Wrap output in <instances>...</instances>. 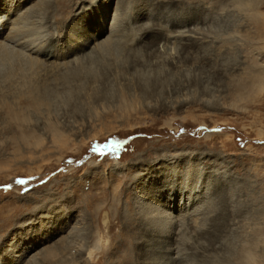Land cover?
I'll list each match as a JSON object with an SVG mask.
<instances>
[{
	"label": "rangeland",
	"instance_id": "1",
	"mask_svg": "<svg viewBox=\"0 0 264 264\" xmlns=\"http://www.w3.org/2000/svg\"><path fill=\"white\" fill-rule=\"evenodd\" d=\"M102 1L30 0L72 53L0 64V264H63L99 237L107 256L87 264H148L165 235L139 212L176 213L162 193L198 214L184 264H264V0ZM101 6L120 31L85 58Z\"/></svg>",
	"mask_w": 264,
	"mask_h": 264
},
{
	"label": "bare ground",
	"instance_id": "2",
	"mask_svg": "<svg viewBox=\"0 0 264 264\" xmlns=\"http://www.w3.org/2000/svg\"><path fill=\"white\" fill-rule=\"evenodd\" d=\"M105 1L108 0H103L101 4L105 5ZM29 2L30 0H0V64L3 63L5 65H9L13 64V62H20L22 60H25L26 63L29 64L32 73H37L45 71L46 68L49 67L48 63L46 62L45 55L50 56L51 58H59L62 56L67 57L68 54L72 52L70 51L64 53L57 50L56 46L52 47L56 44V42L53 41L52 37H47V35L43 32L46 27H52V24L48 21L33 20L34 16L30 14V9L25 8L26 6H28ZM101 7L102 8L99 12V18L95 17L93 21L95 22V25L97 27L95 33L86 32L83 36H79L76 38L77 52L83 51L88 46H92L91 52L88 53V56L86 55L85 58H90L92 55L95 56L96 54L98 55L102 51L104 52V49L108 46V43L110 41V35L114 36L120 31V29L118 28L119 26H117L119 24L117 23V15H113V20L108 26L107 19L109 10L105 6ZM35 8L37 7L33 3L31 9ZM35 12H38V10ZM146 31V29L141 30V32L139 33L142 34L139 35L140 39L143 37V34H145ZM103 34H105V36L102 37ZM49 47L50 49L52 48L51 51L49 50ZM85 58L82 59L85 60ZM78 60L79 57L74 58L72 62H77L78 64ZM20 65L21 63H19V66ZM33 67H35V69ZM41 76H39L38 78H40ZM2 83L3 85H5L7 81L3 80ZM32 100L31 102H33ZM34 103L37 104L38 100H35ZM115 167L121 168L122 164L118 161H115ZM197 185H199V183H197ZM160 196H162V199L166 200L164 204L162 202V205L164 207H168L169 209L174 208L176 213L171 211L167 213V210L165 211L163 209H160L159 214L165 212L167 215L165 216L163 214L164 217L157 216L153 211L158 209V205H156V207H151L146 209L145 211L139 212V215L141 214V217L143 219L141 223L142 225H144L146 228L152 229V231L154 230L158 232V234H163V236L165 235L162 249L159 252H156L154 255L152 253L149 254L146 259H149L148 264H184L188 261V257L186 255L187 253L181 251L179 246H177L178 238L180 240L181 237L179 236L181 234L183 235L182 231L184 230L188 229L189 232H192V234L199 230L198 228L200 225L197 220L198 214H195V216L194 214L189 212L188 208L190 203L189 201H187V199H185V196L182 193L179 195H169L168 197L165 195V198L164 194L162 193V195ZM163 223L165 227L162 226ZM64 226L65 225H57L55 227L50 226L48 227V231H42L43 228H41L40 233H36L34 236L29 237V239L27 238L28 240L26 241V243L32 242L33 245H36L38 242L47 240L56 232L63 230ZM182 227L184 228L181 229ZM178 230L182 231L178 232ZM44 232H46L45 235H43ZM75 236H77V234L73 235L72 237L75 238ZM122 237L123 239H127L130 237V235L124 233L122 234ZM100 241L101 237H99L98 240L91 246L86 245V243L83 244V246L79 248L80 251L78 253V256L76 255L74 258L63 260V264H87L91 261L100 262V257L103 258L105 257V255L107 256V247L106 245L101 244ZM32 244H30L31 247ZM125 245L128 247L125 250H129V252L128 254L123 256V258L128 260L130 258V251L135 249V244L134 242H127V244L125 243ZM27 250L28 247L25 246L21 254L24 255ZM184 250L186 251V249ZM113 254H110L108 257L113 258L115 256L117 258H120L122 256V252H120V250L114 251ZM22 255L20 256V258L23 257ZM84 255H86V257H84Z\"/></svg>",
	"mask_w": 264,
	"mask_h": 264
},
{
	"label": "snow or ice",
	"instance_id": "3",
	"mask_svg": "<svg viewBox=\"0 0 264 264\" xmlns=\"http://www.w3.org/2000/svg\"><path fill=\"white\" fill-rule=\"evenodd\" d=\"M102 147H104V148H108V147H110V145L109 144H105V145H103ZM95 150V149H94ZM18 183H23V181H18Z\"/></svg>",
	"mask_w": 264,
	"mask_h": 264
}]
</instances>
